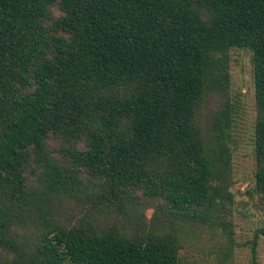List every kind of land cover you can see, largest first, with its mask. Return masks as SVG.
Returning <instances> with one entry per match:
<instances>
[{"label": "trees", "instance_id": "trees-1", "mask_svg": "<svg viewBox=\"0 0 264 264\" xmlns=\"http://www.w3.org/2000/svg\"><path fill=\"white\" fill-rule=\"evenodd\" d=\"M233 49L264 205V0H0V264H233Z\"/></svg>", "mask_w": 264, "mask_h": 264}, {"label": "rangeland", "instance_id": "rangeland-1", "mask_svg": "<svg viewBox=\"0 0 264 264\" xmlns=\"http://www.w3.org/2000/svg\"><path fill=\"white\" fill-rule=\"evenodd\" d=\"M230 73L232 85L230 101L235 106L233 127V186L235 196V250L233 264H252L251 243L258 230L264 228V205L260 203L256 192L255 157L256 99L253 55L245 49H233L230 53ZM89 204H72L63 209L62 215L74 219L75 215L85 211ZM84 208V209H83ZM148 211L147 216L151 217ZM193 241L187 245L189 255L195 264H219L216 233L204 230L196 232ZM258 261L264 264V236L258 245Z\"/></svg>", "mask_w": 264, "mask_h": 264}]
</instances>
